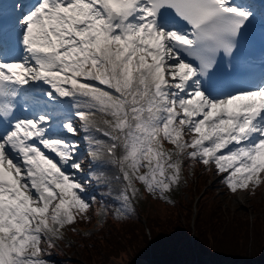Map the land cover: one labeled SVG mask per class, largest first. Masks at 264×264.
<instances>
[{
  "label": "snow or ice",
  "instance_id": "6c2138e0",
  "mask_svg": "<svg viewBox=\"0 0 264 264\" xmlns=\"http://www.w3.org/2000/svg\"><path fill=\"white\" fill-rule=\"evenodd\" d=\"M253 16L236 0H32L8 42L0 27V264H50L94 187L122 218L137 183L172 202L186 164L233 193L264 183V72L235 58Z\"/></svg>",
  "mask_w": 264,
  "mask_h": 264
},
{
  "label": "trees",
  "instance_id": "16d2710c",
  "mask_svg": "<svg viewBox=\"0 0 264 264\" xmlns=\"http://www.w3.org/2000/svg\"><path fill=\"white\" fill-rule=\"evenodd\" d=\"M215 178L217 189L230 195L215 168L199 163L185 165L182 182L169 194L172 202L150 195L137 183L140 192L133 199L134 211L122 218L113 214L112 199L104 197L109 205L104 223L94 231L84 230L94 221L92 209L88 210L90 219L80 215L71 225L75 230L70 229L65 247L45 245V258L50 264H118V260L122 264H264V183L254 191L248 189L251 199H259L251 204L250 216L242 206L222 207L216 186L209 182ZM202 186L206 187L196 202L191 227L189 187ZM160 205L166 209L163 213ZM66 252H76L75 258L62 261L59 256Z\"/></svg>",
  "mask_w": 264,
  "mask_h": 264
},
{
  "label": "rangeland",
  "instance_id": "374dc122",
  "mask_svg": "<svg viewBox=\"0 0 264 264\" xmlns=\"http://www.w3.org/2000/svg\"><path fill=\"white\" fill-rule=\"evenodd\" d=\"M86 147L87 146L84 145L81 148V158L85 160V166H87V164H88V159L84 156V152L86 151ZM171 147L172 146L170 144L168 146H166V148H171ZM209 182H211L212 185L216 186V187H214L215 188V193L221 199L220 203H221L222 207L223 206L224 207H229L230 209H234L235 210L238 207L242 206V207L246 208V210L248 211V214H250V216H253V212L251 211V204L254 202V200L259 201V199L258 198L251 199V197L249 195V192H248V189L247 190H237L235 193L232 192L230 195H228L226 193H222L220 191V189H217L218 181L216 182V178L214 179V181L209 179ZM207 183H208V180H207ZM205 187L206 186H202L201 189H197V187H189L191 189V193H190V201H191L190 218H191V224L194 221V217H195L196 211H197L196 210V202L198 201L200 195H202ZM95 192H97L96 188L93 189V194ZM186 195H187V193H184L183 196H186ZM97 201H98V199H97ZM148 203H153V201H148ZM158 208L160 209V211L162 213H163L164 210H166L165 207L162 206V205L158 206ZM160 211L158 210L157 213H160ZM193 226H194V223H193V225L191 227H193ZM69 255L75 257L76 256V252L75 253L73 252V253H71ZM117 263L118 264H122L123 262L121 260H118Z\"/></svg>",
  "mask_w": 264,
  "mask_h": 264
},
{
  "label": "bare ground",
  "instance_id": "6f19581e",
  "mask_svg": "<svg viewBox=\"0 0 264 264\" xmlns=\"http://www.w3.org/2000/svg\"><path fill=\"white\" fill-rule=\"evenodd\" d=\"M262 7L264 8V5Z\"/></svg>",
  "mask_w": 264,
  "mask_h": 264
}]
</instances>
